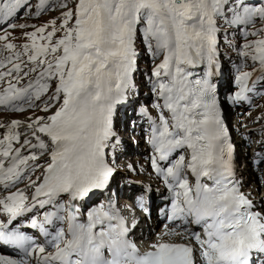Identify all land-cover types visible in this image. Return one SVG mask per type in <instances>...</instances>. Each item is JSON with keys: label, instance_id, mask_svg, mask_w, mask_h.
<instances>
[{"label": "snow or ice", "instance_id": "6c2138e0", "mask_svg": "<svg viewBox=\"0 0 264 264\" xmlns=\"http://www.w3.org/2000/svg\"><path fill=\"white\" fill-rule=\"evenodd\" d=\"M74 3L75 9L61 5L68 10L59 27L56 20L35 27L18 46L3 25L28 27L12 21L31 8V0H0V106L23 112L40 107L36 101L47 94L43 111L50 113L34 116L23 133L20 120L0 124L6 129L0 133V216L5 217L0 246L15 250L14 256L0 255V264H259L264 212L240 188L222 110L228 97L218 94L214 80L220 37L226 35L222 25L264 21V0ZM37 7L40 15L48 0ZM58 32L62 35L54 39ZM138 38L153 57L163 56L153 69V88L164 101L158 107L167 109L172 121L161 112L159 121L151 122V162L172 192L170 219L189 233L183 239L194 241L160 242L143 253L128 239L125 218L112 201L107 209L88 210L86 222L76 203L107 188L113 177L106 149L115 139L117 106L133 86ZM241 55L245 64L258 62L259 69L238 68L233 102L250 100L257 83L264 87V35L244 43ZM255 162H264V153ZM138 203L148 211L143 197ZM190 225L202 231H191ZM171 234L182 235L175 229Z\"/></svg>", "mask_w": 264, "mask_h": 264}, {"label": "rangeland", "instance_id": "374dc122", "mask_svg": "<svg viewBox=\"0 0 264 264\" xmlns=\"http://www.w3.org/2000/svg\"><path fill=\"white\" fill-rule=\"evenodd\" d=\"M65 2L67 3L68 8L75 9L74 0H49L47 9L42 11L40 15H36L35 13L38 11V7L37 6L39 4V0H32L31 8L28 11L24 10V14L21 16V18L16 23L17 25L26 24V25H28V27L23 28V29L19 28V27L15 28V29H12V28H6L5 29L6 31L12 33V35L10 37L11 41L13 43L17 44L18 46H22L24 43L28 42L26 37H25V35H24V33L33 31L35 27L43 26V25H46V24L50 25V22L52 20H56V26L59 27L60 24H61V19H60L61 13L68 10V8H64V7L61 6ZM257 21L258 20H256V22ZM256 22L253 25H250V26L246 25L244 27H242L240 25H236V27H234V29L235 30L238 29V30H237V32L234 31L233 36H235V38H236L235 42L237 43V45L234 46V43H233V41L231 39L227 40V42H226L227 43L226 46H228L229 51H232L233 46H234V48H235V50L233 51L234 52V57L236 59L238 58L237 59L238 62L235 65L236 66V76L238 75V71L237 70H238V68H241V66H242V70L243 71H252L253 67H255L256 65H259L258 62L254 63V62H252L249 59L247 60V63L245 64L244 63L245 58L241 55L242 46H243L244 43L260 39L261 36L264 35V32H261V34H259V35H248L247 34L248 32H256V30L259 29V27L257 26ZM260 22H261L260 23L261 24L260 28L264 29V21H260ZM223 29H224V32L228 33L227 32L228 29H226V28H223ZM48 30H51L50 27H49ZM1 34H2V32H1ZM60 35H62V33L58 32L57 36L54 37V39L58 38ZM137 42H139L140 44L144 43L143 40H140L139 38H138ZM144 45H145V43H144ZM146 51H149V50L146 48ZM149 53H150V51H149ZM238 55H240V56L237 57ZM148 56H147L148 58H147L145 64L143 62L144 66H145V71L143 72V75H147V74L148 75H152L153 74V69L163 59L162 55L161 56H157V57H153L151 54H149ZM231 66H233V64ZM256 69H259V67L256 68ZM256 72H258V71H256ZM256 72H254V74ZM33 76H34V74H33ZM225 79L226 80H230V84L226 86V91L228 92V91L233 89V85H234L233 81H234V79L231 78L229 76V74H225ZM252 80H254V78H252ZM220 88H221V84H220ZM46 97H47V94L43 95L41 97L40 101H36V103L39 104L40 107L31 108V109L25 111L26 113L31 111L29 114L28 113L26 114L28 119L32 120L34 118V116H41V115L45 116V115L50 114V113H45L43 111V103H42V101L46 100ZM263 97H264V95H263ZM152 105H153V107H155V103L154 102H153ZM250 115L251 116L249 118H247V120H249L250 122L244 128H254L258 124L263 125V126L258 125L254 129H247L245 131V133H251L253 136H255V134H257L255 132L256 130L258 131V130H263L264 129V99L259 101V103L257 104V106L254 108V110L251 112ZM11 117H13V115H11V116L3 115V117L0 118V124H4V120L5 119L11 120L12 119ZM260 118H262V120L258 121V119H260ZM139 128H140V126H139ZM135 132L137 133V135H136ZM262 132H263V134L261 136L263 137L264 136V131H261L260 133H262ZM145 136H146V141L143 144L144 148L148 147V145L151 144L150 143V134L149 135L146 134ZM133 137H134L135 141H142V138H143V136H141V134H140V130L133 131ZM236 137L238 138V134H236ZM257 141L258 142L259 141L262 142L263 140H262V138H259ZM243 148H244L246 154L248 156L250 155V157L253 158L252 147L249 146V147H243ZM109 153H110V155H112V159L115 161L116 157L118 156L117 153L116 152H112V149H111V151ZM131 155L133 156V159L130 160V158H127V165L131 167L130 173H134L135 169L137 170L136 167H139L138 168L139 171L138 172L136 171L137 173H134V176L139 181H145L147 183H150V182L154 181L153 176L151 174L149 175V173L145 172L142 167L135 166V164H133L135 160L136 161L143 160V162H145V160H147L145 158V155L143 154V152L137 153V154H136V152H134ZM122 162H125V160H121V164H122ZM146 167H145V169H146ZM146 171H147V169H146ZM40 174H41V170H37L36 175H40ZM120 174H121V177H123V178H126V176L128 175L127 168L125 166L121 165ZM33 179H35V176H33ZM155 189H156V187H155ZM137 195L141 196V197H144V193L141 190H139ZM106 197L103 198V199H100L98 201V203L101 204V201H105ZM67 199H68V197H66L64 200L67 201Z\"/></svg>", "mask_w": 264, "mask_h": 264}, {"label": "bare ground", "instance_id": "6f19581e", "mask_svg": "<svg viewBox=\"0 0 264 264\" xmlns=\"http://www.w3.org/2000/svg\"><path fill=\"white\" fill-rule=\"evenodd\" d=\"M195 71L197 72L198 70L195 69ZM219 75V73H218ZM218 75L216 76L214 82L216 83L217 85V89H220V85H219V77ZM219 92V91H218ZM219 94V93H218ZM223 107H225V105L222 104ZM243 114V113H241ZM223 115H224V121H227L229 116L228 114L223 111ZM22 123L20 125V128H19V131H21V133L24 132V129L26 128V126L30 123V122H27L25 120H21ZM11 124V122H9L8 124H5V125H9ZM117 124V121H115V125ZM6 129L5 128H0V133H3L5 132ZM262 130H256L255 132L257 134H255V136H253L251 133H243L244 135V139H240V141H237L235 143V153H233V157L236 156V158L234 159V162H237L238 160H240V155H242V159L246 162V164L243 166L244 168H239V171L241 173L240 175V178L244 176H246L247 174L249 175V179L250 181H252V183L254 184L256 180H259V177H256L254 178V176H259V175H264V162H261V163H256L255 161L259 158V154H262L264 153V136L262 137L261 135L263 134L260 133ZM28 135L30 136L31 133L29 132ZM259 138H262V142H258L257 140ZM21 140H23V136L21 137ZM244 142V143H243ZM33 143H35V141L33 140ZM242 143L243 144H247V145H250V146H253V149H254V153H253V156L255 157L254 160H252L250 158V156H246V152H244V150L242 151L241 149L239 150L240 146L242 147ZM164 163V162H162ZM159 176L161 177L162 175L159 174ZM157 179V177H156ZM255 186H258L257 184H255ZM96 200V198L94 199ZM260 201H264L263 198L260 199ZM77 203V207L79 209V215L82 214V211L81 209L79 208V203ZM168 204H162L159 206V209L161 210H165V212L168 211V208H167ZM258 207L261 206V204L257 205ZM90 210V209H89ZM170 213H171V210H170ZM86 212L83 214V216H86L85 215ZM163 214V213H161ZM149 227H152V228H156L157 230L160 228V231H159V235L160 238H166V237H170V235H174V234H171V230L175 229L176 231L178 232H181L182 235L180 236V238H183L184 235H187L189 233H186L185 232V228L183 226V224L181 222H178L177 221H173L170 219V216L169 218L167 219L165 217V215H155L154 217H152V220H151V223L149 224ZM190 230L191 231H199V228L197 226H194V225H190L189 226ZM161 241H164V240H161Z\"/></svg>", "mask_w": 264, "mask_h": 264}]
</instances>
